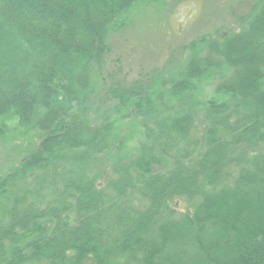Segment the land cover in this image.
Segmentation results:
<instances>
[{"label": "trees", "instance_id": "trees-1", "mask_svg": "<svg viewBox=\"0 0 264 264\" xmlns=\"http://www.w3.org/2000/svg\"><path fill=\"white\" fill-rule=\"evenodd\" d=\"M182 1L0 0V264H264V0L111 57Z\"/></svg>", "mask_w": 264, "mask_h": 264}, {"label": "rangeland", "instance_id": "rangeland-1", "mask_svg": "<svg viewBox=\"0 0 264 264\" xmlns=\"http://www.w3.org/2000/svg\"><path fill=\"white\" fill-rule=\"evenodd\" d=\"M248 0H183L164 18L161 11L147 9L121 37H115L113 54L122 71H152L165 68L172 49L187 44L203 33H210L221 24L232 22L241 14ZM163 18V19H162ZM18 141L13 144H18ZM6 150V151H5ZM10 149L0 147V166L9 158Z\"/></svg>", "mask_w": 264, "mask_h": 264}]
</instances>
